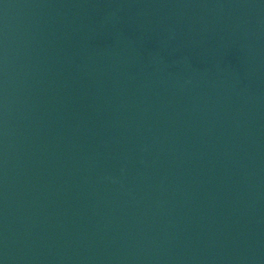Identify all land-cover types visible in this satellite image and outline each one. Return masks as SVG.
Instances as JSON below:
<instances>
[{
  "label": "water",
  "instance_id": "1",
  "mask_svg": "<svg viewBox=\"0 0 264 264\" xmlns=\"http://www.w3.org/2000/svg\"><path fill=\"white\" fill-rule=\"evenodd\" d=\"M0 264H264V0H0Z\"/></svg>",
  "mask_w": 264,
  "mask_h": 264
}]
</instances>
